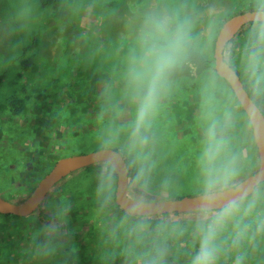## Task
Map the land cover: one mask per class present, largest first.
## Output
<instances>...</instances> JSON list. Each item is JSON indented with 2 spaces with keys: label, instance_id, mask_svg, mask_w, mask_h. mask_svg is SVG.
<instances>
[{
  "label": "rangeland",
  "instance_id": "obj_1",
  "mask_svg": "<svg viewBox=\"0 0 264 264\" xmlns=\"http://www.w3.org/2000/svg\"><path fill=\"white\" fill-rule=\"evenodd\" d=\"M35 1L0 0V83L3 82L0 94L13 90L16 100L20 101V94L27 97L23 117L10 114L14 112L12 104L9 110L0 97L1 198L21 202L58 160L100 149L116 150L124 159L131 160L127 190L131 198L160 202L202 195L206 180L202 156L207 127L213 120L218 122V134L226 140L215 167L219 169L231 161L235 169V175L223 189L235 186L258 169L251 126L233 99L230 87L214 70L212 44L219 25L228 16L249 12L252 8L261 9L264 0H61L56 7L46 9L32 8ZM106 3H112L113 7L104 6ZM39 19L44 21L35 29L34 20ZM160 21L167 23L165 33L156 31L155 24ZM181 24L187 28L184 39L209 61L211 68L198 75L193 69L188 78L168 80V83L164 80L156 105L139 131V138L145 142L138 140L132 148L138 103L133 98L135 90L127 81L132 57L142 55L146 34H151V42L163 44L161 39H173ZM259 24L245 25L227 44L224 53L228 64L242 73L247 84L253 77L249 57L259 44L254 34ZM35 31L42 44L36 49L32 60L35 67L30 71L26 68L28 54L23 53L20 59L17 56L22 46L30 45ZM96 40H102L101 49L92 47L96 46ZM114 46L120 52L113 53ZM261 46L259 51L264 61V44ZM13 54L16 60H12L8 70L6 62ZM183 56L180 46L174 66L179 65ZM75 58L79 65L89 68L86 80L97 78L100 85L89 92L85 75L79 76V80L74 77L79 86L85 87V95L91 97L89 101L78 102L77 95L62 83L58 84L61 89L57 93L49 92L46 100L48 103L54 100L52 109L60 113L52 116L60 121L54 127L57 134L53 131L36 134L28 120L37 115V108H42L39 93L48 88L56 72L57 76L62 74V67H70ZM21 61L26 64L25 68L20 65ZM3 69L7 73H1ZM260 76L261 72L251 84H259L257 92L264 98V78L261 81ZM190 78L196 79L197 88H190L194 83ZM64 82L68 83L69 79L64 78ZM196 94L200 97L195 100ZM68 104L73 107L68 108ZM73 132H77L75 137ZM40 136L45 137L46 141L42 142L46 144L40 147L39 156L34 150L41 141ZM112 137H115L114 143L103 147ZM106 164L95 163L62 178L39 208L25 216L18 227L5 226L7 220L19 222L18 218L0 214V241H6L4 246L0 244V255H3L0 264H65L69 251L74 253L77 264H181L178 259L193 264L209 224L223 210L210 212L208 216L172 213L139 218L124 212L119 215L116 210L121 209L115 201L110 197L107 200L115 192L116 178L108 168L102 179ZM26 165L28 177L24 176ZM253 193L250 197L253 199L259 194L260 202L229 206L235 208L223 223L226 222L233 238L242 234L232 230L233 218L246 215L264 225V182ZM42 207L44 215L38 217ZM49 216L52 222L41 223V219ZM184 225L190 227L184 228ZM195 227H198L196 232ZM248 228H252V222ZM262 228L257 231L264 232ZM183 230H189L194 239L179 240L177 231L181 236ZM216 233L217 230L209 245L213 252L211 264H240V261L254 264V259H258L259 250L253 249L256 245L253 238H245L246 235L239 238V254L229 258L226 255L230 250L226 245L228 239L219 245L215 241ZM263 243L259 241L257 246ZM261 251L264 254L263 247ZM6 256H10L9 263Z\"/></svg>",
  "mask_w": 264,
  "mask_h": 264
},
{
  "label": "water",
  "instance_id": "obj_2",
  "mask_svg": "<svg viewBox=\"0 0 264 264\" xmlns=\"http://www.w3.org/2000/svg\"><path fill=\"white\" fill-rule=\"evenodd\" d=\"M264 22L261 10L249 11L235 15L220 27L214 42V70L230 87L240 108L251 126L253 139L257 148L258 169L235 186L223 189L222 194L207 209L218 211L242 201L264 182V114L253 102L237 72L227 63L224 51L227 44L247 24ZM116 153L119 163L110 167L116 177L114 201L124 213L135 217H152L172 213L204 212L202 204L204 194L187 196L176 200L144 202L131 198L128 193V166L116 150L100 149L94 152L69 156L58 160L52 169L39 181L30 195L21 202H10L0 197V214L25 217L33 213L44 201L52 187L68 174L95 163H109L108 157Z\"/></svg>",
  "mask_w": 264,
  "mask_h": 264
},
{
  "label": "trees",
  "instance_id": "obj_3",
  "mask_svg": "<svg viewBox=\"0 0 264 264\" xmlns=\"http://www.w3.org/2000/svg\"><path fill=\"white\" fill-rule=\"evenodd\" d=\"M60 2H61V0H36L34 2V5H31V7L32 8L46 9V8H49V7H52V6L56 7ZM104 6H109V7L112 6L113 7L112 3H111V5L106 3ZM262 7H264V5L261 6V9H262ZM261 9L252 8L250 11H259ZM53 11H54V9L51 12H49V15ZM47 15L45 16V18L47 17ZM231 16L232 15L228 16L223 22H225L226 20L231 18ZM43 21H44V19L43 20L42 19L34 20L33 27L35 29L39 28L42 25ZM48 21H49L48 22V25H49V23L51 22V19H49ZM221 25L222 24L219 25V28L221 27ZM11 27L12 28H17L18 26H11ZM44 27H47V26L44 25ZM38 34L39 33L37 31L33 32V36H32V39L30 41V45L27 46L26 48H23V46H22L21 47V53H20V50H19L18 56H17V58L20 59L22 57L23 53H27L28 54L27 59H28L29 65L26 68H28V70H30V71H32L33 68L35 67V62L32 61V60H34V54H37L36 49H40L39 44H42V39H41V37ZM216 34H217V32H216ZM215 39H216V36H215V38L213 40L212 48L214 47ZM85 42H87V41H85ZM160 42L165 43L167 41L161 39ZM95 44H96V46H92V47H97V48L101 49L104 46V44L102 43V40L101 41L96 40ZM190 45L191 44H190V42L187 39H183L181 41L180 46H181V50H182V53L184 54V56H183V58L180 59L182 61L179 63V65L173 66V68L168 72V74H167V76L165 78L167 80V83H168V80L169 81H173V80H175L177 78L180 79L182 77L188 78L190 76V74H191L193 69L196 71V75H198L199 73L207 70L208 68L209 69L211 68V67H209L210 66L209 61L200 52H198L195 49H193ZM115 47L116 46H114L113 48L111 47L113 53L120 52V51H116ZM66 49H67V47L63 49L64 53L66 52ZM91 49H94V48H91ZM256 49L257 50L262 49L261 43H259L258 46H256ZM75 55L76 54L74 53V57H75ZM224 58H225V55H224ZM12 60H14V61L16 60V55H14V54L10 55V60L6 62V64L8 65V66H6V68L8 70H9L10 66L12 65ZM106 61H109V59H107ZM70 63H71L70 67H68V66L62 67V71H60V72H62V74L59 73V76H57L58 74L56 72L55 77L47 85L48 88L43 89V92L41 91L39 93V101H41L42 108H41V110L39 108H37L36 109L37 115L33 116V118L31 120H28V123H32V126L36 129V134L38 133L39 135H41L42 131H48V132L53 131V132H55L57 134V131H56V129H54V127L59 125L60 121L57 120V119H52V116L56 115V114H60V113L58 111L52 109V103L54 102V100H52V103H48L46 100L48 99L47 95L49 94V92L57 93V91L59 89H61V88H58L59 87L58 84L62 83V85L67 87V90L70 89L72 94L77 95V101L78 102H86V101H89L90 98H91V97H88V96L85 95V93H84L85 87H83L81 85L79 86V82H77V80H79V78H78L79 76L82 77L83 75H85V77H84L85 80L84 81H85V83H87L89 85V88H88L89 92H91L92 90L95 89V87H98L100 85V82H99L100 80L97 79V78L90 79L89 81L86 80V75H87L86 73L87 72L89 73L90 70L87 67L79 65L78 64V60L76 58L74 59V61H71ZM20 65L22 67L26 66V64L22 63V61H21ZM102 65H104V64H102ZM111 68L113 69V67H111ZM42 72H43V70L41 71V76L43 75ZM236 72L239 75L242 83L244 84V88L249 93L251 99L253 100V102L258 106V108L264 114V98H263V95L262 94L260 95L257 92V89H256V87L259 84H256L257 82H253L251 84V82L253 81V79H255L256 76L255 77L253 76L251 78L252 81L250 82V84L249 83L247 84L245 79H244V77H243V75H242V73L240 71L238 72L237 70H236ZM260 72L263 73L264 71L262 72L260 70ZM1 73H7V70L3 69V71ZM104 76H106V75H104ZM3 77H4V75H3ZM74 77H76L78 79L75 81V80H73ZM20 78H21V75H20ZM64 78H68L69 82L65 83L64 82ZM101 78H103V75H100V79ZM260 78H261V76H260ZM262 80H263V78H261V81ZM190 81L194 82L193 85L190 88H197L196 79L190 78ZM2 83L3 82H1L0 85ZM227 86H228V84H227ZM186 89H188V88H186ZM12 93H13V90H10L9 94L2 93V94H0V97L2 95L3 100L5 101V104L8 105L9 110L11 109L10 106L12 104V108H14V112H10V114L15 115V116L23 117V115L26 112L25 103H27V97H25V96L21 97V94H20V101H19V100H16L15 97H13L15 94H12ZM68 95H71V94H68ZM232 96H233V99L235 100V97H234L233 93H232ZM199 97H200L199 94H196L195 100L198 99ZM14 101L16 103H14V106H13V102ZM69 104L67 105V107L68 108H72L73 106L69 105ZM0 107L2 108V106H0ZM37 124H39L38 129H37ZM91 127H93V126H91ZM76 135H77V132H73L72 136L75 137ZM42 141H44V142L46 141L45 137H41V141L38 142L37 148H35V150H37V151L34 150V153L39 155V156L42 153V150H41L42 147L41 146L42 145L44 146L46 144V143H44ZM62 148H64V147L62 146L61 150H62ZM124 160H125V162H126V164L128 166V170H129L128 171V176L130 177L129 163L131 164V160H130V162L127 159H124ZM28 163H26V164L28 165ZM99 164H102V163H99ZM27 165H26V168H24V170L27 169V167H28ZM109 171H111L110 167H109ZM29 173H30L29 171L25 170L24 171V176L28 177ZM96 174H98V172H96ZM253 195H254V193H252L251 195L246 197L245 200L243 199L242 201L238 202L236 204L237 207L240 206V204L242 202L246 203L247 205H250V204L252 205L253 203L260 202L261 196L259 194H257V196H255L252 199L251 197ZM109 197H110V200H112L114 202V192L107 197V200H109ZM234 208H232V209L234 210ZM222 210H224V209H222ZM222 210H218V211H222ZM44 211H45V209L43 207L40 208L39 211L37 212L38 217L42 213L44 215ZM69 211H71V210L69 209ZM116 211L119 213V215L124 214L123 213L124 211H122V210L121 211L120 210H116ZM218 211H214V212L218 213ZM210 212H212V211H207V213L205 211L204 212H196V213H182L180 215H185V214L204 215V214H207V216H208L210 214ZM165 215H167V214H165ZM4 216L11 217V218H14V219L18 218L17 221L20 220L19 222H16V221H13V220H7L6 221L5 226L6 225H13L14 228L18 227L19 224L21 223V221L26 218V217H17V216H13V215H4ZM28 216H30V214ZM42 217L43 216H41V218ZM139 218H146V217H139ZM231 219L232 218H230V220ZM233 219H234V222L231 225L232 230L234 229L239 234L242 232V234L239 236V238H244L243 236L246 235L245 238L251 237V238L254 239V242H255L256 245L254 246L253 249L254 250H259V253L257 255L258 259H254V262H255L254 264H258L261 260L264 261V259H263L264 258V254H262V251H261L262 247H263V250H264V243L261 245V247L257 246L259 241L264 242V232H258L257 231L259 228H262L264 226L263 223H260V222L258 223L257 221H253L252 219L248 218L246 215H242L240 217H236V218H233ZM48 221L52 222L53 219L50 216L48 218L41 219V223L42 222L49 223ZM250 222H252V228H248V225H249ZM188 227H190V226L184 225V228H188ZM227 228H228V226H227V224L225 222V223H223L220 226V228L217 229L215 241L219 245H223L224 243H226L225 242L226 239H228L226 245L230 247V250H229V252L226 251V255L229 258H233V257H235L236 254H239V247L241 245V241H240L239 238H233L231 235H229V231L227 230ZM197 229H198V227H195V232L197 231ZM262 229H264V227ZM181 234L182 235L180 236L179 232L177 231V237H178L179 240L187 241V239H189V238L194 239L193 235L190 233L189 230H183V231H181ZM167 240H170V239H167ZM3 242H6V241H0L1 247L6 244V243H3ZM9 251H10V248H9ZM1 256H3V255H0V257ZM17 256L20 257V255H17ZM6 258H7V262L9 263L10 262V256H6ZM182 260L178 259L177 262H181V264H187L185 259H184V262ZM239 263L242 264V261H240ZM65 264H77V261H76V258H75V255H74L73 252L69 251L68 257L65 260ZM154 264H157V263H154Z\"/></svg>",
  "mask_w": 264,
  "mask_h": 264
},
{
  "label": "clouds",
  "instance_id": "obj_4",
  "mask_svg": "<svg viewBox=\"0 0 264 264\" xmlns=\"http://www.w3.org/2000/svg\"><path fill=\"white\" fill-rule=\"evenodd\" d=\"M261 12L264 14V7H262ZM155 28L157 32L165 33L167 31L166 21L157 22ZM254 34L257 37V41L264 44V22L258 25V31ZM186 35L187 28L183 24L177 27L175 37L163 44L151 42V34H146L143 38L144 49L142 55L139 58L136 56L132 57L128 69L127 81L128 86L135 90L133 98L138 101L136 119L133 124L134 131L131 137L132 148H135L138 140L140 143L145 142L139 138L140 128L146 124L148 117L156 105L160 88L168 72L177 62L180 43ZM262 66H264V61L261 59L260 51L254 48L249 57V71L252 76H257ZM261 78H264V73H261ZM114 141L115 137L106 140L103 147L107 148L111 146ZM225 145L226 140L218 134V122L213 120L207 127L205 149L202 156L204 171L206 173L202 208L206 213L207 209L222 194L223 188L229 184L235 175V169L231 161L223 163L219 169L215 167L216 161L224 150ZM107 159L109 163L105 165L101 173L102 179L104 172L109 167H114L119 163V157L116 153H112ZM232 212L233 209L231 207H225L209 224L202 249L199 255L193 260V264H211L213 252L209 246L210 241L216 230Z\"/></svg>",
  "mask_w": 264,
  "mask_h": 264
},
{
  "label": "flooded vegetation",
  "instance_id": "obj_5",
  "mask_svg": "<svg viewBox=\"0 0 264 264\" xmlns=\"http://www.w3.org/2000/svg\"><path fill=\"white\" fill-rule=\"evenodd\" d=\"M229 63V62H228ZM236 71V69H234ZM244 85V84H243Z\"/></svg>",
  "mask_w": 264,
  "mask_h": 264
},
{
  "label": "bare ground",
  "instance_id": "obj_6",
  "mask_svg": "<svg viewBox=\"0 0 264 264\" xmlns=\"http://www.w3.org/2000/svg\"><path fill=\"white\" fill-rule=\"evenodd\" d=\"M155 23V22H154ZM79 216V215H78Z\"/></svg>",
  "mask_w": 264,
  "mask_h": 264
}]
</instances>
